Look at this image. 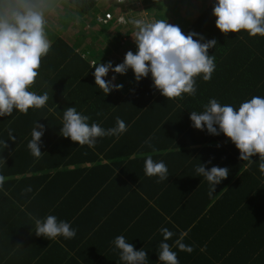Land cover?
<instances>
[{
    "label": "trees",
    "instance_id": "trees-1",
    "mask_svg": "<svg viewBox=\"0 0 264 264\" xmlns=\"http://www.w3.org/2000/svg\"><path fill=\"white\" fill-rule=\"evenodd\" d=\"M173 1H169L172 6L176 5L173 15L177 11L179 22H183L180 28L185 34L195 31L203 34L205 39L215 38L217 41L216 46L208 50L215 57L216 64L211 79L206 82L197 78L196 95L184 94L182 99L167 100L152 88L150 75L129 90H113L104 95L95 85L91 61L79 54L62 36L52 35L51 50L41 59L39 75L29 89L37 94L47 92L49 100L46 106L30 108L27 114L14 110L11 116L0 117V174L6 177L0 188V231H5L7 224H14L16 232L17 228L24 231L34 225L28 215L37 218L55 215L59 220L69 222L76 232L84 233V221L88 224L85 231L98 232L102 228L97 225L101 215L106 212L118 214L124 208L132 207L125 203L116 204L113 198L106 197L107 193L118 194L124 189L131 193L130 185L126 184L129 181L139 184L140 190L177 188L181 197L172 196L178 204L176 207L187 208L188 213L193 211V207L183 203L191 199H204L196 214L204 215L203 208L208 202H214L211 208L214 206V212L219 214L229 204L220 198L229 194L242 197L249 191L252 203H257L252 211L263 212L264 174L258 168V156L252 157L255 162L249 167L256 170L257 176L248 180V169L243 168L247 162L239 159L235 145L223 133L211 135L206 130L193 128L189 116L191 111H202V106L210 98H216L222 105L238 108L253 96L264 97V36H249L243 30L223 35L215 27L216 17L212 15L215 0H203L204 6L192 19L185 18L186 6L183 4L188 1L196 6L198 0H185L182 5L177 4L180 0ZM97 3L98 0H62L59 6L65 10L64 19H68L76 13L88 15L95 10ZM96 13L102 11H94V24ZM107 24L106 28L112 30L114 45H121L124 27L120 28L113 21ZM71 106L88 115L89 123H99L105 129L114 127L116 117H120L126 123L127 131L119 137L97 138L91 148L80 146L59 134L63 111ZM35 121L45 126L40 146L43 155L38 160L27 148ZM10 130L14 139H10ZM146 140H150L151 147L144 143ZM147 155L167 165V180L158 183L157 177L145 175L144 159ZM115 156L119 158L113 163L121 172L117 179H110L111 171L108 169L90 170L94 168L87 167L85 171L77 166L101 164L103 158ZM209 160L210 163H205ZM199 163L205 164L206 168H229L228 177L215 186L211 196L208 194V182L195 173ZM62 166L66 169L55 170ZM232 178L237 183L229 193L231 186L221 184L230 182ZM28 186L31 191L23 192ZM138 207H133L135 213L142 211ZM236 209L237 206L233 211ZM77 222H80L79 227ZM14 232L10 235L13 241H28L29 246L33 245L29 241L35 244L43 242L44 246L51 241L36 236L34 231L29 234ZM28 236L32 238L29 240Z\"/></svg>",
    "mask_w": 264,
    "mask_h": 264
},
{
    "label": "clouds",
    "instance_id": "clouds-1",
    "mask_svg": "<svg viewBox=\"0 0 264 264\" xmlns=\"http://www.w3.org/2000/svg\"><path fill=\"white\" fill-rule=\"evenodd\" d=\"M101 1L98 0V3ZM114 3L120 7V11L123 10L116 0ZM58 7L59 0H0V117L11 116L14 110L27 114L30 108L46 106L49 94H37L29 89L39 75L41 59L51 50L47 27L49 18ZM111 10L120 12H115L113 7ZM212 15L216 17L215 27L225 36L242 30L249 36H264V0H215ZM138 19L131 16L132 23L121 25L125 40L132 37L134 32L129 31V25L135 26L132 37L136 45L135 53L128 50L123 61L115 65L112 61L91 63L95 85L104 95L113 90H122L123 84L114 83L116 74L125 75L131 69L136 82L150 75L152 88L167 100L182 99L184 94L194 97L197 78L207 82L215 71V57L208 50L216 46V39H205L203 34L195 31L185 34L178 25L168 23L167 19L153 22ZM110 71L114 75L111 79H105ZM202 107L200 112H190L191 126L206 130L211 135L223 133L239 150V159L246 161L248 167L255 162L252 157L258 156V168L264 174V97L253 96L238 108L230 104L222 105L216 98H210ZM97 115L100 113L97 112ZM89 120L88 115L81 114L74 106L66 107L59 134L80 146L91 148L95 146L97 138L119 137L127 131V125L120 117H116L114 127L107 129L99 123H89ZM44 131L45 126L35 121L27 144L31 155L37 160L43 155L40 146ZM9 136L14 139L11 130ZM144 143L151 147L150 140ZM205 163H210V160ZM144 173L148 177H157L158 183L169 177L167 165L163 161H155L151 155L144 159ZM195 173L208 182V194L211 196L215 186L228 177L229 168H206L205 164L199 163ZM5 181L6 177L0 174V188ZM30 191V186L23 190ZM30 218L34 221V233L38 237L48 240L63 237L67 240L76 236V229L55 215ZM160 232L163 240L159 244L158 260L161 264H179L177 253L167 243L174 233L167 228H161ZM185 235L182 233L174 244L179 250L190 253L193 247L183 243ZM112 243L123 264H148L147 251L144 248L136 249L123 235H117Z\"/></svg>",
    "mask_w": 264,
    "mask_h": 264
},
{
    "label": "crops",
    "instance_id": "crops-1",
    "mask_svg": "<svg viewBox=\"0 0 264 264\" xmlns=\"http://www.w3.org/2000/svg\"><path fill=\"white\" fill-rule=\"evenodd\" d=\"M102 1L105 2V6H111L110 3L113 1L115 12L120 11V7L114 3V0ZM169 1L172 0L158 1L153 10L159 14L160 19H167L170 24L182 26L183 22H179L177 11L173 15V7L176 5L172 6ZM184 2L185 0H180L177 4L182 5ZM198 3L196 6L188 1L185 5L183 4L186 6L184 15L189 16L190 19L196 16L204 6L203 0H198ZM99 6H101V2L97 3L95 11H103V8L98 9ZM165 11L167 13L164 14ZM56 12L61 15L55 14ZM64 14V8L59 6L49 18L47 27L49 39L52 40V35L55 36V34L62 36L91 63L112 61L115 65L123 61L124 54L128 50L135 53L134 34L133 38L130 37L129 45L115 46L112 30L94 23L89 25L83 20L84 17L82 19L76 15L78 13L68 19H64ZM181 15L183 16L182 13ZM60 27L64 28L59 29ZM101 30L104 31L97 33ZM89 49H93L95 53L90 55ZM113 75L114 73L110 71L107 78L111 79ZM118 82L123 84V88L125 87L122 90L132 88L136 81L131 69L125 75L116 74L114 83ZM118 158V156L105 157L101 164L83 163L77 166L84 168L85 171L87 167L88 169L94 168L90 170L108 169L111 171L110 179L113 180L118 178V174L121 175L120 169L113 163ZM243 168L248 169V180L257 176L255 169L248 166ZM56 169L66 168L62 166ZM244 182L249 184L248 181ZM262 182L264 183L263 179ZM235 183L237 181L232 178L230 182L227 181L221 186H231L230 193L234 189ZM118 184L116 183V185ZM126 184L130 185L131 193L124 189V192H119L120 194L107 193L106 197L113 198L116 204L125 203L132 207L128 210L124 208V211L118 214L110 215L106 212L101 215L97 225L102 228L98 232L85 231L88 224L84 221V233L77 231L74 238L67 240L58 237L48 244L45 243V246L43 242L35 244L29 241L33 244L32 247L27 244L28 241H13L10 235L15 231L14 224H7L5 231H0V264H123L119 259L118 250H115L112 243L117 235H123L136 249L144 248L148 253V264H161L157 257L159 244L163 240L161 228H167L174 233L167 243L172 245V250L177 253L179 264H264V198L261 200L263 212H257L252 211L257 203H252L250 191L244 193L242 197L229 194V196L226 195L219 199L223 202L229 201L226 210L221 209L217 214L213 210L214 206L211 208L214 202H208L203 208L205 209L203 215L202 213L196 214L197 209L204 202L202 198L191 199L183 203L187 207H193V211L188 213L187 208H181L180 205L179 208L176 207L178 204L173 197H181L177 188L150 191L140 190L139 184L133 181ZM143 186L149 187L148 185ZM134 206H141L142 208H138L142 211L135 213ZM236 206L237 209L233 211ZM28 217H33V215H28ZM84 220H86L85 217ZM31 221L33 222L32 219ZM74 224L76 225V222ZM77 225L79 227L80 222H77ZM34 227V225H30L24 231L19 230L22 228H16L18 233L29 234L34 231ZM182 233H186L183 243L193 247V251L190 253L179 250L174 244V241ZM28 238L30 240L32 236H28Z\"/></svg>",
    "mask_w": 264,
    "mask_h": 264
},
{
    "label": "rangeland",
    "instance_id": "rangeland-1",
    "mask_svg": "<svg viewBox=\"0 0 264 264\" xmlns=\"http://www.w3.org/2000/svg\"><path fill=\"white\" fill-rule=\"evenodd\" d=\"M158 1H161V0H126V3H127V6H126V10L128 12H126L128 15H132V19H137L138 17L140 19L138 20H148L149 21V18H152L154 21L155 20H159L160 19V16L153 10L156 6V3ZM62 0H59V3H61ZM175 2V0L173 1ZM105 2L104 1H101V6L98 7L99 8H107L109 6H105ZM110 8L113 7V1L110 3ZM95 10H92L91 12H89L88 15H84L82 13H78L76 15H78L79 17H81L83 19V17L85 19H83L86 23H88L89 25H92V20H94L92 18V15L94 13ZM167 13L166 11L164 12V14ZM57 15H61L59 13H55ZM82 15V16H81ZM70 17V16H69ZM186 18L190 19L189 16H185ZM75 19V18H74ZM96 25H99V26H102V27H107L108 24H97L95 22ZM117 26H119L120 28L122 27L121 25L117 24ZM180 27V25H179ZM132 30H135V26H131L129 25V31H132ZM104 30H101V31H97L98 32H102ZM120 44L121 46H126V45H129L130 44V38H127L126 40L124 39V37L121 39L120 41ZM95 53V51L93 49H89V54L90 55H93Z\"/></svg>",
    "mask_w": 264,
    "mask_h": 264
},
{
    "label": "built area",
    "instance_id": "built-area-1",
    "mask_svg": "<svg viewBox=\"0 0 264 264\" xmlns=\"http://www.w3.org/2000/svg\"><path fill=\"white\" fill-rule=\"evenodd\" d=\"M118 4H121L123 7V10H121L119 13H114L111 8H108L106 10H103L102 13H96L95 15V22L98 24H107L111 21L115 22L116 24L127 26L129 24L130 17L132 15H128L126 12V0H116ZM145 21H148L147 19ZM154 20L152 18H149L148 22H153Z\"/></svg>",
    "mask_w": 264,
    "mask_h": 264
}]
</instances>
